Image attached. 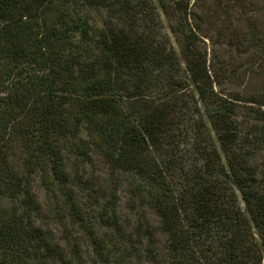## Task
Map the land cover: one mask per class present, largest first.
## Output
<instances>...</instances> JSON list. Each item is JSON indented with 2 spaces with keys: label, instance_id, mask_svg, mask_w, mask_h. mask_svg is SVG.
I'll list each match as a JSON object with an SVG mask.
<instances>
[{
  "label": "trees",
  "instance_id": "obj_1",
  "mask_svg": "<svg viewBox=\"0 0 264 264\" xmlns=\"http://www.w3.org/2000/svg\"><path fill=\"white\" fill-rule=\"evenodd\" d=\"M101 1L71 0L72 9ZM153 1L110 0L96 33L70 16L68 0L56 9L51 0H0V264L56 260L33 219L38 173L51 175L101 254L68 191V167L77 174L90 163V147L118 182L124 174L138 180L130 195L158 216L170 264H264V125L238 108L257 105L264 119V6ZM156 5L179 55L150 26L143 7L155 15ZM211 28L219 48L208 57L198 41ZM98 189L88 194L115 191ZM104 205L101 222L117 228ZM141 237L151 246L152 232Z\"/></svg>",
  "mask_w": 264,
  "mask_h": 264
},
{
  "label": "rangeland",
  "instance_id": "obj_2",
  "mask_svg": "<svg viewBox=\"0 0 264 264\" xmlns=\"http://www.w3.org/2000/svg\"><path fill=\"white\" fill-rule=\"evenodd\" d=\"M51 1L52 9H56L65 0ZM193 1L191 0V4H193ZM255 1V8L264 6V0ZM153 2H156V0ZM109 3L110 0H104L103 2H97L95 5L85 7L81 6V4L78 7V4H76V9L78 10L76 11V9H72L73 2L71 3V0H68L67 12L74 20L79 21L83 27H87L91 32L97 33L102 22L107 18L108 12L105 7ZM191 4L189 9L198 12L199 10L194 5L191 7ZM143 8L146 10L150 20L152 19L150 26H155L156 31L154 32L161 33V35L164 34L163 37L166 34L168 42L179 55V47L170 32L169 19L163 14L160 7L156 5V12L160 16L159 19L155 11V15H153L148 8ZM134 11L140 13L137 8ZM230 14L232 15V12ZM43 15L46 17L47 11ZM190 19H192L191 16ZM208 33L212 36L205 37L200 35L198 45L206 51L209 57L212 47L219 48V46L216 45L213 37L215 29L211 28ZM219 44L222 48L223 44ZM224 87L228 91H241L243 89V86H235L229 83L224 84ZM254 106V108L246 109V107L240 105L238 108L240 113L244 114L243 116L247 113L251 114V123L258 126L264 125V119L261 116L262 120L256 119L259 116L255 112L258 106ZM261 109L264 110V107H261ZM88 154L91 162L79 169L77 174L75 169L73 171L71 166L68 167L70 172L68 191H73V198L80 206L85 224L95 229V233L98 236L97 239H99L98 247L101 248V254H98L93 248L86 230L70 214L68 203L64 199L65 195L56 186L51 175L38 173L33 177L31 184V190L39 209L38 215L33 217V219L35 225L43 231L49 243L57 251L55 262L54 258L50 259V264H64L62 261L69 262V264H103L104 261L110 264H170L167 258L165 238L158 229V216L149 208V204L142 203L140 197V199H135L134 196L130 195L129 188L132 186L129 183L136 185L138 180L128 174H124L120 182H118V177L121 174L118 171L110 172L109 166L103 163L102 154L99 151L90 147ZM257 158L259 161H264V152L258 153ZM79 177L86 184H78L76 179ZM84 186L87 188H83ZM98 188L106 189L105 192L107 194L113 190L115 191L108 196H100L102 193L99 191L97 192L98 196H100L99 198H97L96 194H88L94 193ZM88 196L95 198H88ZM108 198L111 201L108 202L106 200ZM109 203L112 205L113 210L112 212L107 210L104 219H114L117 223V228L112 227L109 229V227L104 225V222H101L102 220L99 216L103 205L105 204L104 206L106 207ZM10 204L8 201L2 203L6 207H10ZM145 230L152 232L151 246H149L146 238L142 239L141 237ZM15 263L36 264L34 259L31 260L25 256H19Z\"/></svg>",
  "mask_w": 264,
  "mask_h": 264
}]
</instances>
